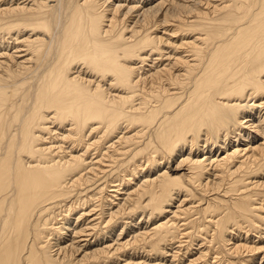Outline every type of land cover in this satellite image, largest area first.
<instances>
[{
    "label": "bare ground",
    "instance_id": "bare-ground-1",
    "mask_svg": "<svg viewBox=\"0 0 264 264\" xmlns=\"http://www.w3.org/2000/svg\"><path fill=\"white\" fill-rule=\"evenodd\" d=\"M0 264H264V0H0Z\"/></svg>",
    "mask_w": 264,
    "mask_h": 264
}]
</instances>
